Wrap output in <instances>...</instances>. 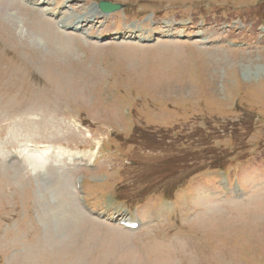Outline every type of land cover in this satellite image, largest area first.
I'll return each instance as SVG.
<instances>
[{"label":"rangeland","instance_id":"1","mask_svg":"<svg viewBox=\"0 0 264 264\" xmlns=\"http://www.w3.org/2000/svg\"><path fill=\"white\" fill-rule=\"evenodd\" d=\"M42 1L92 34L206 38L97 43L0 0V264H264V0H109L103 17L99 0ZM25 143L50 146L43 167ZM79 173L93 211L141 227L85 212Z\"/></svg>","mask_w":264,"mask_h":264},{"label":"bare ground","instance_id":"2","mask_svg":"<svg viewBox=\"0 0 264 264\" xmlns=\"http://www.w3.org/2000/svg\"><path fill=\"white\" fill-rule=\"evenodd\" d=\"M97 5H94V9H96ZM44 151H40L38 149L33 150L29 147V144L25 143L21 146L22 153L25 154L27 160L34 166V167H43L45 164V156L48 148H43Z\"/></svg>","mask_w":264,"mask_h":264},{"label":"water","instance_id":"3","mask_svg":"<svg viewBox=\"0 0 264 264\" xmlns=\"http://www.w3.org/2000/svg\"><path fill=\"white\" fill-rule=\"evenodd\" d=\"M98 7L103 12H111L113 10L119 9L121 5L107 2V1H100L98 4Z\"/></svg>","mask_w":264,"mask_h":264}]
</instances>
